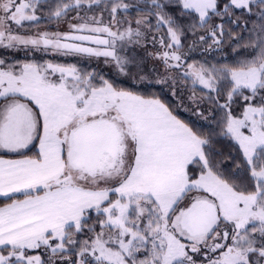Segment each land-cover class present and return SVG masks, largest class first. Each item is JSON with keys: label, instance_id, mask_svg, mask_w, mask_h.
<instances>
[{"label": "snow or ice", "instance_id": "1", "mask_svg": "<svg viewBox=\"0 0 264 264\" xmlns=\"http://www.w3.org/2000/svg\"><path fill=\"white\" fill-rule=\"evenodd\" d=\"M0 48L175 100L0 58V264H264V0H0Z\"/></svg>", "mask_w": 264, "mask_h": 264}, {"label": "rangeland", "instance_id": "2", "mask_svg": "<svg viewBox=\"0 0 264 264\" xmlns=\"http://www.w3.org/2000/svg\"><path fill=\"white\" fill-rule=\"evenodd\" d=\"M134 1H136V0H130L128 2L129 3H133ZM132 15L135 16L136 13H134V14L132 13ZM39 26H44V25H39ZM227 28H230V27H227ZM235 32L238 33V34H241V35H245V36L247 35L246 33H241L240 29H237ZM187 40L190 41L189 38ZM226 42L228 44L225 46V50L224 51H221V50L210 51V52L208 51L207 52L208 55H205V58H200L198 60L199 61H203V60L207 59L209 61V63H216V62H220V63H235V61H236V59H238V57H236L233 54V52H232V47L234 45V42H229L227 40H226ZM188 44H191V43H188ZM241 52L243 53V50H241ZM69 58L70 57H63V56H59V55H56V54H50L49 57H47V59L45 58L44 60H50V61H53V62H60V63H69V62H66V59H69ZM74 61L76 63H79L83 67H87L89 70L95 69L97 72H101V73L105 74L109 78L114 79L118 84H120L123 87L137 88L138 90L144 92L145 94L155 93V94L159 95L161 97V99H163L165 102H168L170 104H174L175 103V100H174V98L171 95L167 96L166 92H164L161 87H154L153 86L154 83H146V84L134 85L132 83V81L130 79H128V78H125L123 76L122 77L121 76H116L115 74L111 75V73H113L112 68L107 66V65H105L101 60L99 62H97L95 60L91 61L90 64H89L91 66L86 65L87 61H83V60H74ZM96 62H97V65L94 66L93 63H96ZM153 63H155V62L150 60V64H153ZM150 64L146 63L145 72H147L148 69L151 68ZM101 68L103 69V71H102ZM180 110L181 109H178V111H180ZM234 111H236V113L239 114V112L241 110L238 111V110L235 109ZM179 114H180V112H179ZM184 120H187V117H185ZM188 120H189V118H188ZM195 122L200 124V125H204V126H206V124H207L206 121H203V120H200V119H197V121H195ZM224 162H225V165L228 163L227 160H224Z\"/></svg>", "mask_w": 264, "mask_h": 264}, {"label": "trees", "instance_id": "3", "mask_svg": "<svg viewBox=\"0 0 264 264\" xmlns=\"http://www.w3.org/2000/svg\"><path fill=\"white\" fill-rule=\"evenodd\" d=\"M128 1H130V0H127V2ZM134 2H136V1H134ZM133 2V3H134ZM129 3V2H128ZM135 12H133V14H134ZM237 17H239V19H240V21H241V23H243V21H244V19L246 18V17H244V16H242L239 12H237L236 13V16L235 17H233V19H235V18H237ZM221 22V20H220V18L219 17H214L213 18V20L211 21V23H220ZM39 25H44V26H39ZM38 25V28L39 29H48V28H52L53 30H54V25H50V24H48V22L47 21H44V20H42L41 22H40V24ZM227 27H230L232 30H233V32H235L237 29H239V28H236L234 25H232V24H230V23H225V28L227 29ZM36 29H33V31H35ZM203 30H201V32H202ZM188 38L190 39V41H188V40H186V44H188V43H192V41H193V37L191 36V35H189L188 36ZM208 44H211V40L209 39V41H208ZM228 43L227 42H225L224 43V45L222 46V49H221V51H224L225 50V46L227 45ZM205 47H207V45H202V44H200L199 42L196 44V46H195V49L190 53V55H191V57L193 58V59H200V58H205V55H208L207 54V52H204V48ZM151 50V49H150ZM218 51V50H217ZM210 52V51H209ZM49 55L50 54H43V53H35V54H33V53H26V52H24V51H18V50H5V49H2V48H0V58H5V59H7V60H9V61H17V60H20V61H22V60H25V59H28V58H32L33 56L36 58V59H38V60H44L45 58L47 59V57H49ZM74 60H77L76 58H73V57H70L69 59H66V62H69V63H76ZM203 60V59H202ZM102 62H103V60H101ZM147 63L148 64H150V59L149 60H147ZM90 63L89 62H87V64L86 65H88V66H91V65H89ZM154 64V63H153ZM153 64H150V66L152 67V65ZM93 65L94 66H96L97 65V62L96 63H93ZM102 69V68H101ZM102 71H103V69H102ZM112 71H113V73H111V75L112 74H115L116 75V72H115V70L112 68ZM117 76V75H116ZM122 77V76H121ZM153 86L154 87H161L162 88V90L164 91V92H166V95L167 96H170V93H169V91H168V88H167V86L166 85H160V84H153ZM162 96V95H161ZM238 103V104H237ZM185 104L187 105V102L185 101ZM242 105H243V101H241V100H239V98H237V102H236V104H234L233 105V108H234V110L236 109V110H242ZM179 112H180V114H179ZM177 114L180 116V118H182V119H185V117H187V120L186 121H193V122H195V121H197V119H199L196 115H193L192 114V112L191 111H184L182 108H181V110L180 111H177ZM182 114V115H181ZM206 115H207V113H205ZM188 118H189V120H188ZM216 150L218 151V152H221V153H223V156H221V157H218V159H222V160H224V158L225 157H227V155H228V152L230 151V148H229V146H228V144L226 143V142H222V143H219V144H217L216 145Z\"/></svg>", "mask_w": 264, "mask_h": 264}]
</instances>
